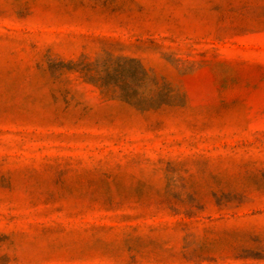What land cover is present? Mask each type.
Here are the masks:
<instances>
[{"label": "rangeland", "instance_id": "374dc122", "mask_svg": "<svg viewBox=\"0 0 264 264\" xmlns=\"http://www.w3.org/2000/svg\"><path fill=\"white\" fill-rule=\"evenodd\" d=\"M0 264H264V0H0Z\"/></svg>", "mask_w": 264, "mask_h": 264}]
</instances>
